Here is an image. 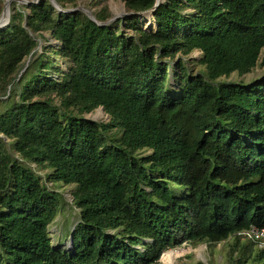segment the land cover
<instances>
[{"label":"trees","instance_id":"16d2710c","mask_svg":"<svg viewBox=\"0 0 264 264\" xmlns=\"http://www.w3.org/2000/svg\"><path fill=\"white\" fill-rule=\"evenodd\" d=\"M55 1L0 27V264H161L222 242L227 264H264L241 235L264 229V77L228 80L261 59L264 0H165L152 30L156 0L106 26L110 0L97 22ZM67 207L64 249L50 229Z\"/></svg>","mask_w":264,"mask_h":264},{"label":"rangeland","instance_id":"374dc122","mask_svg":"<svg viewBox=\"0 0 264 264\" xmlns=\"http://www.w3.org/2000/svg\"><path fill=\"white\" fill-rule=\"evenodd\" d=\"M25 1L28 2L29 0H25ZM94 1L95 0H79L78 1L79 6L77 9L85 10L90 13H93L94 11L100 9V7L94 6L93 4ZM160 1L164 2L165 0H160ZM3 3H4L3 11H4L5 4L7 3L9 5L10 17L14 13V11H11V6H13L15 3H18V5L20 6L26 5L25 3L18 2L17 0H3ZM108 7L110 9L112 19L119 17V20H120L125 17V16H122L124 13H126L125 4L123 0H110L108 2ZM3 11L0 15V19L3 15ZM145 18H146V21L143 20L144 27H146V24H147V28L151 30L154 29V26L153 27L149 26L150 22H148V21L152 22V19L151 18L149 19V16H146ZM119 20H117L116 22H118ZM47 38L49 40L48 44L56 45V43L49 36H47ZM43 44H45V42H43ZM193 57L197 59L196 61H198L200 58V53L195 52L193 54ZM57 62H59V65L61 68H64V69L66 68V63L61 58H57ZM195 68L196 69L200 68V66L196 65ZM262 77H264V50H263L261 59L256 69L252 73L245 75L243 77H240L237 74H233L228 80L234 81V82L250 83L253 80L260 79ZM1 110H2V107L0 108V111ZM88 118L95 120V121H105V122L108 121V117L106 116L102 108L98 109L96 112L89 115ZM38 173L42 175L43 171H39ZM47 186L50 189L54 188L51 183H47ZM73 189L74 188L72 186L62 187L58 189L59 191L64 193L67 203L69 202L71 203V192L73 191ZM69 212H70V209L69 207H67L66 211L62 214L63 216H59L56 219V222L54 223V225L50 229L51 237L54 243L55 244L61 243L62 248L64 249H67L69 247L70 242H69V237H68V231L72 227L71 224L73 222L72 216H70ZM72 213L74 214V211L71 212V214ZM242 242L245 244H249V246H251L253 250L261 249L264 247V244L251 242L250 240H244ZM228 252H229V246H227V242H222L218 245L212 246L211 248L206 243H200L197 245L188 244V245H184L181 247L169 249L166 252H164V254L162 255L163 258L161 257L160 259V263L167 264L168 262L167 260H169L170 257H173L176 264H196L198 262H203L204 264H209V263L227 264L226 258H227Z\"/></svg>","mask_w":264,"mask_h":264},{"label":"water","instance_id":"95a60500","mask_svg":"<svg viewBox=\"0 0 264 264\" xmlns=\"http://www.w3.org/2000/svg\"><path fill=\"white\" fill-rule=\"evenodd\" d=\"M18 2H22V3H25L26 5H29L30 4V2H27V1H25V0H17ZM38 0H34V3H36ZM50 2H51V4L52 5H54L58 10H62L60 7H59V5L57 4V2L55 1V0H49ZM161 1L160 0H156V3H155V6L153 7V9L151 10V11H149V12H145V13H140V15L141 16H147L148 14H150L151 12H154L160 5H161ZM8 10V17H7V19H6V21H4L2 24H0V27H5V26H7L8 24H9V21H10V11H9V5L6 3L5 4V7H4V11H3V14L6 12ZM78 11H82V12H84L90 19H92L93 21H96V19H95V17H94V15H93V13H90V12H88V11H85V10H80V9H74V10H65V12H78ZM126 15H129V14H127V13H124L122 16H126ZM3 16V15H2ZM2 18V17H1ZM117 20H119V17H117V18H113V19H111L110 21H108L107 23H99V22H97L99 25H101V26H106V25H108V24H110V23H112V22H114V21H117ZM0 22H2L1 20H0Z\"/></svg>","mask_w":264,"mask_h":264},{"label":"built area","instance_id":"2783aa9c","mask_svg":"<svg viewBox=\"0 0 264 264\" xmlns=\"http://www.w3.org/2000/svg\"><path fill=\"white\" fill-rule=\"evenodd\" d=\"M247 240L256 242L264 240V229L251 228L250 230L241 233Z\"/></svg>","mask_w":264,"mask_h":264},{"label":"bare ground","instance_id":"6f19581e","mask_svg":"<svg viewBox=\"0 0 264 264\" xmlns=\"http://www.w3.org/2000/svg\"><path fill=\"white\" fill-rule=\"evenodd\" d=\"M7 17H8V10L3 14L2 18L0 19L2 21V22H0V24H2L4 21H6ZM167 261H168L167 264H176L173 257H170L169 260H167Z\"/></svg>","mask_w":264,"mask_h":264}]
</instances>
